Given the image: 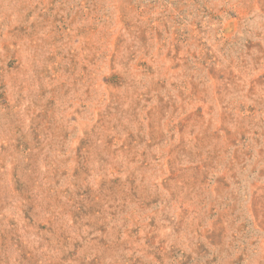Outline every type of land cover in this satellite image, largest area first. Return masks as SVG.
Wrapping results in <instances>:
<instances>
[{
    "label": "rangeland",
    "instance_id": "rangeland-1",
    "mask_svg": "<svg viewBox=\"0 0 264 264\" xmlns=\"http://www.w3.org/2000/svg\"><path fill=\"white\" fill-rule=\"evenodd\" d=\"M0 264H264V0H0Z\"/></svg>",
    "mask_w": 264,
    "mask_h": 264
}]
</instances>
